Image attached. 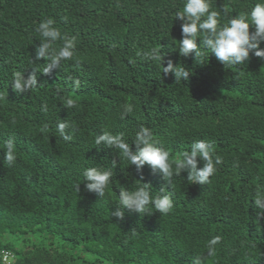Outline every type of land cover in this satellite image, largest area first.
Listing matches in <instances>:
<instances>
[{
  "label": "trees",
  "instance_id": "obj_1",
  "mask_svg": "<svg viewBox=\"0 0 264 264\" xmlns=\"http://www.w3.org/2000/svg\"><path fill=\"white\" fill-rule=\"evenodd\" d=\"M256 2L213 0L212 7L227 23ZM48 18L77 37L76 54L50 75L38 72V86L17 94L14 74L27 78L47 62L36 59L35 28ZM169 20L161 0H0V264L3 251L14 254L13 264H193L197 256L203 264H264V219L254 204L264 190V61L253 55L225 67L209 53L196 64L172 44L182 36ZM153 48L165 67L171 60L189 68V80L175 83L145 60ZM125 104L133 112L121 119ZM62 120L76 129L69 141L56 131ZM141 126L173 165L195 140L210 141L222 163L205 185L188 183L187 171L174 176L168 214L125 209L119 220L111 211L121 188L150 183L155 196L166 181L148 165L138 172L95 137L123 133L131 144ZM9 138L17 146L12 166L3 162ZM114 159L106 196L87 191L83 171L111 168ZM214 236L221 241L207 256Z\"/></svg>",
  "mask_w": 264,
  "mask_h": 264
},
{
  "label": "clouds",
  "instance_id": "obj_2",
  "mask_svg": "<svg viewBox=\"0 0 264 264\" xmlns=\"http://www.w3.org/2000/svg\"><path fill=\"white\" fill-rule=\"evenodd\" d=\"M177 1L161 0L163 4L169 6V23L173 25L170 29L181 30L182 38L179 40L172 38L171 42L182 57L194 55L196 64L202 65L208 61L210 53L225 67L243 66L253 55L264 61V48L261 47L264 43V0H258L249 11L233 16L227 23H223L220 11L213 10V0H183L182 8L176 7ZM224 11L226 15L227 10ZM55 25V20L48 18L40 21L36 26L35 32L40 38V44L36 47V59L44 58L47 62L42 71L38 67H33L27 78L24 73L14 74L11 85L17 94L27 93L38 86V72L50 75L53 69H61L62 61L74 58L77 37L62 34ZM58 41L61 44L57 47ZM144 59L158 62L162 66L163 75L173 74L175 83L184 82L190 78L189 68L176 66L171 60L165 67L164 54L155 48L144 53ZM74 84L79 88L81 82L76 79ZM66 106L73 107L72 99L67 100ZM42 110L47 112V105H44ZM132 112L133 106L125 104L121 119ZM56 131L65 141H69L72 139L71 133L76 129L62 120L56 124ZM95 144L97 146L103 144L107 148L118 150L120 156L130 165H134L138 172H142L145 165L150 166L153 171H159L166 181V185L159 190L160 194L155 196L152 195L150 183L142 182L134 190L121 188L119 202L111 211L112 217L119 220L124 219L125 209L143 216L152 214L153 208L155 212L158 211L162 215L168 214L174 207L169 190L174 176L187 171L188 183L205 185L214 176L217 165L222 163V157L215 154L210 141L195 140L189 149L184 150L181 156L176 158L173 165L169 151L158 146L153 140L151 130L143 126L135 133L131 144L126 141L123 133L114 135L107 130L95 137ZM133 144L136 145V151H133ZM3 148V162L8 166L14 165L17 159L15 140L9 138L4 141ZM201 162H203L202 167ZM117 166V161L114 159L111 168H86L82 173L84 181H87L86 190L97 194L100 198L105 197L106 189L114 175L112 169ZM77 191H80V184L77 185ZM254 204L259 209L258 216L264 219V190H257ZM220 241V236H214L207 241V256H215L216 246ZM3 259L9 261L7 252L3 254ZM204 259L205 257L197 256L193 264H203Z\"/></svg>",
  "mask_w": 264,
  "mask_h": 264
},
{
  "label": "built area",
  "instance_id": "obj_3",
  "mask_svg": "<svg viewBox=\"0 0 264 264\" xmlns=\"http://www.w3.org/2000/svg\"><path fill=\"white\" fill-rule=\"evenodd\" d=\"M5 252H7V253L9 254V261H5V260L3 259V254H4ZM14 259H15V256H14L13 253H11V252H9V251H3V253H2V261H3V263H5V264H13Z\"/></svg>",
  "mask_w": 264,
  "mask_h": 264
}]
</instances>
